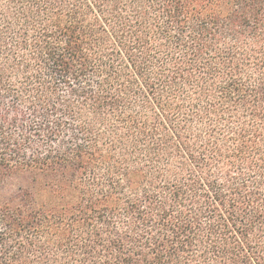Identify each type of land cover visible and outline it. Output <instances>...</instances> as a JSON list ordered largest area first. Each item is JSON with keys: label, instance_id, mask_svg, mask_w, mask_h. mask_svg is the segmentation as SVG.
I'll return each instance as SVG.
<instances>
[{"label": "trees", "instance_id": "obj_1", "mask_svg": "<svg viewBox=\"0 0 264 264\" xmlns=\"http://www.w3.org/2000/svg\"><path fill=\"white\" fill-rule=\"evenodd\" d=\"M0 264H264V0H0Z\"/></svg>", "mask_w": 264, "mask_h": 264}]
</instances>
